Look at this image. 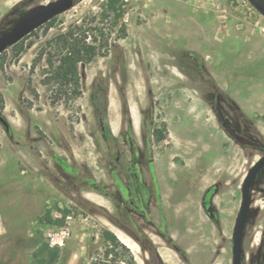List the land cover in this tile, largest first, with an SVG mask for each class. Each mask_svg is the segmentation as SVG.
<instances>
[{
	"label": "rangeland",
	"instance_id": "obj_1",
	"mask_svg": "<svg viewBox=\"0 0 264 264\" xmlns=\"http://www.w3.org/2000/svg\"><path fill=\"white\" fill-rule=\"evenodd\" d=\"M50 1L0 0V34ZM259 1L75 0L0 54V264H233L242 184L264 155ZM68 32L98 54L61 86L46 58ZM95 82L115 138L99 130ZM211 185L218 233L200 218ZM248 220L242 264H264V168ZM189 224L188 257L165 238Z\"/></svg>",
	"mask_w": 264,
	"mask_h": 264
},
{
	"label": "trees",
	"instance_id": "obj_2",
	"mask_svg": "<svg viewBox=\"0 0 264 264\" xmlns=\"http://www.w3.org/2000/svg\"><path fill=\"white\" fill-rule=\"evenodd\" d=\"M54 22V18L46 23L49 27ZM57 40L61 43L58 45L57 52L52 56L49 55L46 58V61L49 67L53 71V77L56 81L59 82L61 86H69L72 84H79V75H78V64L80 62H89L94 59L98 54L97 48L93 44L86 43V37L78 38L75 37L71 32L60 34L57 37ZM55 57H58L55 59ZM41 59V58H40ZM91 104L93 107V112L96 118V121L99 126V130L104 138L108 139L109 137L115 138L111 131L109 118H108V95L106 88L95 82L91 94ZM159 132V130H158ZM164 139L163 134H159L156 138L157 141ZM54 160L66 171H71V165L58 154L53 155ZM125 170V169H124ZM119 184L122 185V182L117 178ZM218 192V187L212 185L205 191L203 196V205L207 210L208 214L212 220L216 223L218 228L220 227L219 217L217 210L212 205V197ZM162 220L165 224V217L162 212ZM111 240L114 247L123 246L125 249H128L124 244H121L118 238L113 234L108 238ZM166 241L170 244L171 247L176 249L179 253H185L171 238V236H166ZM136 241L144 247L141 240L136 239ZM173 242V244L171 243ZM113 251V250H111ZM110 254V250L107 251V256ZM94 264H107L106 262L98 261ZM128 264H134L133 256H130Z\"/></svg>",
	"mask_w": 264,
	"mask_h": 264
},
{
	"label": "water",
	"instance_id": "obj_3",
	"mask_svg": "<svg viewBox=\"0 0 264 264\" xmlns=\"http://www.w3.org/2000/svg\"><path fill=\"white\" fill-rule=\"evenodd\" d=\"M74 4L75 0H53L31 6L13 22L8 30L0 34V54L9 47L17 44L34 30L71 9ZM0 120L5 126H8L4 117L0 116ZM263 168L264 155L251 167L242 184V204L233 232V264H242L243 238L249 219L251 190L257 180L258 174Z\"/></svg>",
	"mask_w": 264,
	"mask_h": 264
},
{
	"label": "crops",
	"instance_id": "obj_4",
	"mask_svg": "<svg viewBox=\"0 0 264 264\" xmlns=\"http://www.w3.org/2000/svg\"><path fill=\"white\" fill-rule=\"evenodd\" d=\"M212 186V185H211ZM219 191V190H218ZM216 194H218V192L216 193ZM216 194L212 197V205H214L213 207L217 210V212H218V217H219V219H221V209L217 206V204L215 203V196H216ZM182 203H184V204H182ZM185 203H189V202H187V201H181L179 204H181L182 205V207H184V205H185ZM180 205V206H181ZM205 209V207H204V205H203V203H202V208H201V210L203 211ZM206 210V209H205ZM189 212V211H188ZM207 212V211H206ZM186 217H189L188 218V220H189V222H192L193 220H192V218H191V216H186ZM200 218L202 219V221H206L205 222V224L206 223H208V225L207 226H209V230H210V232H213V233H218L219 232V230L221 229V223H220V221H219V223H220V228H218V226L216 225V223L212 220V218L210 217V215L208 214V212H207V215H206V219L207 220H205V217L204 216H200ZM187 220V221H188ZM184 234H183V236L182 235H179V234H177V233H172V235H171V238L173 239V241L185 252V254L189 257V255H190V252H189V250H187V249H185V246H184V243H185V241H186V239L187 238H189L190 236H192L191 234H192V226H191V224H189V225H187L185 228H184ZM191 260V259H190ZM167 263V262H166Z\"/></svg>",
	"mask_w": 264,
	"mask_h": 264
},
{
	"label": "flooded vegetation",
	"instance_id": "obj_5",
	"mask_svg": "<svg viewBox=\"0 0 264 264\" xmlns=\"http://www.w3.org/2000/svg\"><path fill=\"white\" fill-rule=\"evenodd\" d=\"M258 6H259V9L262 10L261 12H263L264 14V0L259 1Z\"/></svg>",
	"mask_w": 264,
	"mask_h": 264
},
{
	"label": "built area",
	"instance_id": "obj_6",
	"mask_svg": "<svg viewBox=\"0 0 264 264\" xmlns=\"http://www.w3.org/2000/svg\"><path fill=\"white\" fill-rule=\"evenodd\" d=\"M61 233L63 234L64 231H61ZM50 235H51V242H52V243H55V241H54V239H55L54 236H52V234H50Z\"/></svg>",
	"mask_w": 264,
	"mask_h": 264
},
{
	"label": "bare ground",
	"instance_id": "obj_7",
	"mask_svg": "<svg viewBox=\"0 0 264 264\" xmlns=\"http://www.w3.org/2000/svg\"><path fill=\"white\" fill-rule=\"evenodd\" d=\"M259 203V202H258ZM258 211V210H257ZM253 215V214H252ZM249 221V220H248ZM251 221V220H250ZM261 221V220H260Z\"/></svg>",
	"mask_w": 264,
	"mask_h": 264
}]
</instances>
